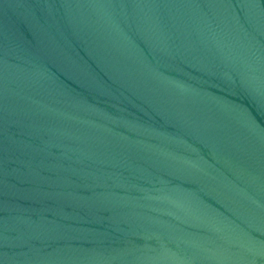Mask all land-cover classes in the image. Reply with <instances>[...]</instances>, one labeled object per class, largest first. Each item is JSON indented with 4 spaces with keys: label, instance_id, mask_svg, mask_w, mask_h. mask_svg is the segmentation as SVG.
Here are the masks:
<instances>
[{
    "label": "water",
    "instance_id": "obj_1",
    "mask_svg": "<svg viewBox=\"0 0 264 264\" xmlns=\"http://www.w3.org/2000/svg\"><path fill=\"white\" fill-rule=\"evenodd\" d=\"M0 264H264V0H0Z\"/></svg>",
    "mask_w": 264,
    "mask_h": 264
}]
</instances>
